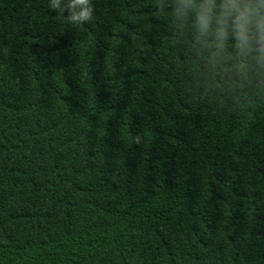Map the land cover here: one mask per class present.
<instances>
[{"label": "trees", "instance_id": "trees-1", "mask_svg": "<svg viewBox=\"0 0 264 264\" xmlns=\"http://www.w3.org/2000/svg\"><path fill=\"white\" fill-rule=\"evenodd\" d=\"M169 2L0 0V264H264V91Z\"/></svg>", "mask_w": 264, "mask_h": 264}, {"label": "clouds", "instance_id": "clouds-1", "mask_svg": "<svg viewBox=\"0 0 264 264\" xmlns=\"http://www.w3.org/2000/svg\"><path fill=\"white\" fill-rule=\"evenodd\" d=\"M48 6L71 25L93 15L91 0H48ZM168 7L166 15L192 52L222 66V82L246 76L264 91V0H170Z\"/></svg>", "mask_w": 264, "mask_h": 264}]
</instances>
